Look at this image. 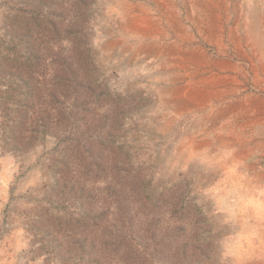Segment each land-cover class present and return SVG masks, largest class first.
Listing matches in <instances>:
<instances>
[{"label":"rangeland","instance_id":"1","mask_svg":"<svg viewBox=\"0 0 264 264\" xmlns=\"http://www.w3.org/2000/svg\"><path fill=\"white\" fill-rule=\"evenodd\" d=\"M263 194L264 0H0V264H264Z\"/></svg>","mask_w":264,"mask_h":264},{"label":"bare ground","instance_id":"2","mask_svg":"<svg viewBox=\"0 0 264 264\" xmlns=\"http://www.w3.org/2000/svg\"><path fill=\"white\" fill-rule=\"evenodd\" d=\"M151 1V0H150ZM225 3V2H224ZM178 4V3H177ZM184 4V3H183ZM221 4V3H220ZM144 5V4H143ZM188 5V4H187ZM209 5V4H208ZM179 6V5H178ZM185 6V5H184ZM196 6V5H195ZM198 6V5H197ZM210 6V5H209ZM214 6V5H213ZM212 6V7H213ZM236 7H237V5H236ZM133 8V7H132ZM137 8V7H136ZM186 9H188V8H186ZM213 9V8H212ZM237 10H238V8H236ZM123 10V9H122ZM225 10V9H224ZM138 11V10H137ZM217 11V10H216ZM156 12V11H155ZM186 12H188V11H186ZM158 13V12H157ZM156 13V14H157ZM191 14V13H190ZM207 15V14H206ZM209 15V14H208ZM207 15V16H208ZM139 16V15H138ZM150 16V15H149ZM163 16H165V14L163 15ZM190 16V15H189ZM192 16V15H191ZM171 17H172V15H171ZM194 18V17H193ZM219 18V17H218ZM162 19V18H161ZM163 20H165V18L163 19ZM146 21V20H145ZM185 21V20H184ZM167 22V21H166ZM188 22V21H187ZM163 23V22H162ZM175 25V24H174ZM132 26H134V25H132ZM167 26V25H166ZM192 26V25H191ZM170 27V26H169ZM209 27V26H208ZM175 29V28H174ZM144 30V29H143ZM177 30V29H176ZM213 30V29H212ZM142 31V30H141ZM169 31V30H168ZM140 32V31H139ZM145 32V31H144ZM219 32V31H218ZM143 33V32H142ZM158 33V32H157ZM133 34V33H132ZM136 34V33H135ZM163 36V35H162ZM176 36V35H175ZM205 36V35H204ZM143 37V36H142ZM141 37V38H142ZM174 37V36H173ZM183 38V37H182ZM145 39V38H144ZM143 39V40H144ZM217 39V38H216ZM237 39H238V37H237ZM142 40V39H141ZM133 41H134V39H133ZM216 41V40H215ZM126 43V42H125ZM124 43V44H125ZM129 43V42H128ZM154 45V44H153ZM135 46V45H134ZM204 46V45H203ZM208 46H210V45H208ZM130 47L132 48V46L130 45ZM142 47V46H141ZM201 47V46H200ZM150 48V47H149ZM133 49V48H132ZM141 49V48H140ZM152 49V48H151ZM233 49V48H232ZM128 50V49H127ZM144 50V49H143ZM131 51V50H130ZM155 52V51H154ZM153 52V53H154ZM162 52V51H161ZM232 52V51H231ZM131 53V52H130ZM183 53V52H182ZM185 53V52H184ZM166 54H168V53H166ZM173 54V53H172ZM231 54V53H230ZM134 55V54H133ZM154 56V55H153ZM145 57V56H144ZM131 58H133V57H131ZM150 58V57H149ZM154 58V57H153ZM215 58V57H214ZM148 59V58H147ZM146 61V60H145ZM203 63V62H202ZM204 65V64H203ZM224 65V64H223ZM226 66V65H225ZM148 67V66H147ZM182 68V67H181ZM184 70V69H183ZM252 70V69H251ZM246 71V70H245ZM185 79H187V78H185ZM174 81V80H173ZM181 82H183V81H181ZM250 82V81H249ZM235 83V82H234ZM238 83V82H237ZM176 84V83H175ZM225 85V84H224ZM249 86V85H248ZM248 88H250V87H248ZM238 91V90H237ZM210 92H211V90H210ZM232 92V91H231ZM257 93V92H256ZM193 95V94H192ZM195 95V94H194ZM229 95V94H228ZM174 96V95H173ZM190 96V95H189ZM188 96V97H189ZM230 96V95H229ZM193 97V96H192ZM195 98V97H194ZM225 98V97H224ZM186 99V98H185ZM184 99V100H185ZM226 99H228L227 97H226ZM192 100V99H191ZM194 100V99H193ZM179 101V100H178ZM183 102V101H182ZM187 102V101H186ZM194 102V101H193ZM200 103V102H199ZM182 104V103H181ZM190 104V103H189ZM191 104H192V102H191ZM170 108V107H169ZM201 108V107H200ZM261 108V107H260ZM198 109V108H197ZM207 109H209L208 107H207ZM228 109V108H227ZM234 110V109H233ZM172 111V110H171ZM208 111H210V110H208ZM166 112H167V110H166ZM188 112V111H187ZM203 112V111H202ZM198 113V112H197ZM216 113V112H215ZM220 113V112H219ZM218 113V114H219ZM185 114V113H184ZM171 115V114H170ZM185 115H188V114H185ZM202 115V114H201ZM256 115V114H255ZM172 116V115H171ZM224 116V115H223ZM180 118V117H179ZM205 118V117H204ZM226 118H228V117H226ZM193 119V118H192ZM195 119V118H194ZM221 119H222V117H221ZM252 119V118H251ZM171 120V119H170ZM173 120V119H172ZM202 120H203V118H202ZM208 120V119H207ZM212 121H214V120H212ZM222 121V120H221ZM230 121V120H229ZM260 121V120H259ZM196 122H198V121H196ZM219 122V121H218ZM223 124V123H222ZM216 125V124H215ZM214 125V126H215ZM192 126V125H191ZM200 126V125H199ZM195 128V127H194ZM211 129V128H210ZM208 130V129H207ZM200 132V131H199ZM184 133V132H183ZM186 133V132H185ZM196 133V132H195ZM197 136H198V134H197ZM196 137V136H195ZM184 141H186V139L184 140ZM184 141H183V143H184ZM182 143V144H183ZM186 143V142H185ZM191 143V142H190ZM191 145V144H190ZM189 145V146H190ZM188 148V147H187ZM186 148V149H187ZM183 149V148H182ZM185 149V148H184ZM190 151V150H189ZM192 151V150H191ZM190 151V152H191ZM179 152V151H178ZM182 152V151H181ZM185 152V151H184ZM183 153V152H182ZM181 153V154H182ZM197 153V152H196ZM197 154H199V153H197ZM190 155V154H189ZM209 155V154H208ZM230 158V157H229ZM180 160V159H179ZM197 160V159H196ZM200 161V160H199ZM210 161V160H209ZM194 162V161H193ZM192 162V163H193ZM173 163V162H172ZM187 163V162H186ZM190 163V162H189ZM205 163V162H204ZM188 164V163H187ZM207 164V163H206ZM176 165V164H175ZM184 165V164H183ZM186 165V164H185ZM189 165V164H188ZM211 165H213V164H211ZM177 166V165H176ZM232 166V165H231ZM221 166H218V170H219V168H220ZM229 170V169H228ZM250 170V169H249ZM222 171V170H221ZM223 172V171H222ZM229 172V171H228ZM246 173H247V171H246ZM223 174V173H222ZM220 175V174H219ZM215 176V175H214ZM226 176V175H225ZM237 176V175H236ZM224 179H225V177H224ZM242 179V178H241ZM243 180V179H242ZM217 181V180H216ZM239 181V180H238ZM260 182H261V180H260ZM216 183V182H215ZM219 184V183H218ZM224 184V183H223ZM226 184H227V182H226ZM229 184H231V182L229 183ZM215 185V184H214ZM220 185V184H219ZM228 185V184H227ZM242 185V184H241ZM226 186V185H225ZM232 187V186H231ZM241 187V186H240ZM239 187V188H240ZM215 188V187H214ZM247 188V187H246ZM221 189V188H220ZM253 189V188H252ZM233 190V189H232ZM238 190H241V189H238ZM245 190V189H244ZM246 191H248V190H246ZM210 192V191H209ZM228 193H229V191H227ZM249 192V191H248ZM247 192V193H248ZM217 193V192H216ZM216 193H215V195H216ZM242 193V192H241ZM246 193V194H247ZM254 193V192H253ZM218 194V193H217ZM243 194H244V192H243ZM252 194V193H251ZM260 194V193H259ZM259 194H257V195H259ZM214 195V194H213ZM234 195V194H233ZM256 195V194H255ZM264 195V194H263ZM220 197V196H219ZM218 197V198H219ZM215 198V197H214ZM223 198V197H222ZM233 198V197H232ZM244 198V197H243ZM235 199V198H234ZM245 199V198H244ZM219 200V199H218ZM228 200V199H227ZM231 200V199H230ZM223 201V200H222ZM225 201V200H224ZM236 201V200H235ZM246 201V200H245ZM264 202V201H263ZM229 203H231V202H229ZM235 205V204H234ZM257 205V204H256ZM219 206V205H218ZM236 206V205H235ZM234 206V207H235ZM223 207V206H222ZM221 207V208H222ZM228 207V206H227ZM227 207H224V211H225V208H227ZM249 208V207H248ZM250 209H251V207H250ZM223 210H222V212H223ZM229 210H231V208H229ZM236 210H237V208H236ZM239 210V209H238ZM256 210V209H255ZM260 210V209H259ZM227 211V210H226ZM240 211V210H239ZM253 211V210H252ZM233 212V211H232ZM262 212H263V210H262ZM250 213V212H249ZM255 213V212H254ZM258 213V212H257ZM256 214V213H255ZM263 214V213H262ZM234 215H235V213H234ZM237 216H239V215H237ZM242 216V215H241ZM259 216V215H258ZM232 216H230L229 218H231ZM234 218V217H233ZM249 218V217H248ZM260 218H261V216H260ZM239 219V217H237V220ZM251 219V218H250ZM236 221V220H235ZM240 223V222H239ZM243 223V222H242ZM246 223H248V222H246ZM258 227V226H257ZM248 228V227H247ZM264 228V227H263ZM245 229V228H244ZM262 229V228H261ZM239 231V230H238ZM243 231V230H242ZM247 231V230H246ZM242 233V232H241ZM246 233H249V232H246ZM259 234V233H258ZM259 236V235H258ZM262 236V235H261ZM249 237V236H248ZM255 238V237H254ZM240 239V238H239ZM247 240V239H246ZM257 240V239H256ZM262 240V239H261ZM259 246H261V245H259ZM251 248V247H250ZM259 248V247H258ZM264 249V248H263ZM240 250H242V249H240ZM260 250V249H259ZM247 253V252H246ZM246 253H245V256H246ZM250 253V252H249ZM252 254V253H251ZM258 254V253H257ZM232 255V254H231ZM236 255V254H235ZM254 255V254H253ZM242 256V255H241ZM242 258V257H241ZM245 258V257H244ZM229 259V258H228ZM233 259H234V257H233ZM262 259V258H261ZM238 260V259H237ZM243 260V259H242ZM250 260V259H249ZM234 260H232V262H233ZM262 261V260H261ZM241 262V261H240ZM248 262V261H247ZM228 264V263H227Z\"/></svg>","mask_w":264,"mask_h":264}]
</instances>
